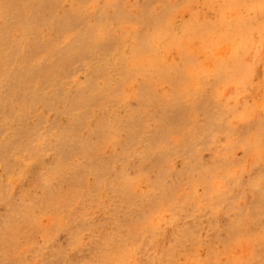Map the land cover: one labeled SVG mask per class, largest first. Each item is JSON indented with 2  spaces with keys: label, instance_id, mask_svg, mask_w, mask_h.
Returning <instances> with one entry per match:
<instances>
[{
  "label": "rangeland",
  "instance_id": "rangeland-1",
  "mask_svg": "<svg viewBox=\"0 0 264 264\" xmlns=\"http://www.w3.org/2000/svg\"><path fill=\"white\" fill-rule=\"evenodd\" d=\"M0 264H264V0H0Z\"/></svg>",
  "mask_w": 264,
  "mask_h": 264
},
{
  "label": "bare ground",
  "instance_id": "bare-ground-1",
  "mask_svg": "<svg viewBox=\"0 0 264 264\" xmlns=\"http://www.w3.org/2000/svg\"><path fill=\"white\" fill-rule=\"evenodd\" d=\"M36 95V93H34ZM34 97V96H33Z\"/></svg>",
  "mask_w": 264,
  "mask_h": 264
}]
</instances>
